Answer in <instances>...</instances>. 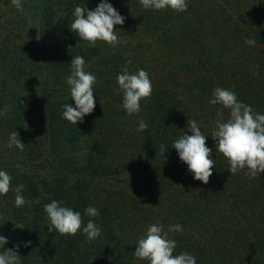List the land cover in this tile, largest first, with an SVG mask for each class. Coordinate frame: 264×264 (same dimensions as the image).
<instances>
[{
	"label": "trees",
	"instance_id": "16d2710c",
	"mask_svg": "<svg viewBox=\"0 0 264 264\" xmlns=\"http://www.w3.org/2000/svg\"><path fill=\"white\" fill-rule=\"evenodd\" d=\"M101 0H0V170L11 177L0 196V235L20 264H149L134 256L151 224L169 232L174 255L196 264H264V173L231 174L211 137L222 105L215 88L264 114V0H187V10L145 9L139 0H108L125 18L116 47L89 46L70 30L76 6ZM255 41L254 45L245 43ZM75 56L96 76V106L82 123L63 118L72 103L66 78ZM131 61V63H129ZM145 70L152 95L128 115L116 77ZM148 125L137 131L139 121ZM195 120L215 167L208 184L195 180L173 146ZM16 131L25 144L8 147ZM166 150L165 156L161 148ZM26 203L15 206L16 187ZM52 200L93 220L101 235L89 241L48 232L44 205ZM89 206L100 215L85 214ZM31 242L28 246L25 243ZM19 245L17 248L16 246Z\"/></svg>",
	"mask_w": 264,
	"mask_h": 264
},
{
	"label": "clouds",
	"instance_id": "9594fccd",
	"mask_svg": "<svg viewBox=\"0 0 264 264\" xmlns=\"http://www.w3.org/2000/svg\"><path fill=\"white\" fill-rule=\"evenodd\" d=\"M145 9L162 10L170 8L174 12L187 10V0H139ZM11 5L18 10H23L22 0H11ZM74 20L70 24V30L75 33L79 40L86 41L89 46H95L98 41L112 47L120 44L116 34V25H122L125 18L113 7L108 0H101L94 10H88L83 6L74 9ZM245 43L254 45L255 41L246 39ZM131 63V61H129ZM85 60L82 56H75L71 61V75L66 78L69 86L72 103H66L63 107L62 116L68 122L77 125L82 123L84 117L91 114L96 106V97L93 85L96 76L84 70ZM120 90L123 92L122 107L128 115L140 111V101L148 99L152 95V83L148 73L140 69L135 74H129L127 67L116 77ZM211 105H222L217 110V116L223 117V109L229 110V118L226 121L218 119L211 137L216 141V151L227 159L231 174L247 169L245 173L250 178H256L264 173V114L254 111L245 103L238 102L235 93L228 89L217 87L212 93ZM0 112V115H4ZM148 125L145 121H139L137 131H145ZM188 130L191 135L184 133L173 143L180 161L187 165L189 173L195 180L208 184L215 167L211 158L212 149L206 145V136L202 134L195 120H188ZM13 145L20 151L24 150L25 144L18 138L16 131L10 134L8 147ZM166 150L162 147L161 154L165 156ZM12 177L0 170V196L6 195L11 186ZM24 185H18L15 189V206L21 207L26 201L21 192ZM62 202L52 200L46 203L44 212L50 223L48 232L54 230L60 235H75L82 229L89 241H94L101 235V228L93 220H89L83 226L81 213L73 209L61 206ZM85 214L90 217H98L99 210L89 206ZM180 225H170L165 231L163 225L151 224L145 235L138 239L134 256L140 260H147L149 264H196V259L188 253L174 255L177 243L169 239V232L182 231ZM7 243L6 237L0 235V248ZM31 242L25 243L28 246ZM17 248L19 245L16 246ZM0 264H20V255L13 249L0 252Z\"/></svg>",
	"mask_w": 264,
	"mask_h": 264
},
{
	"label": "rangeland",
	"instance_id": "374dc122",
	"mask_svg": "<svg viewBox=\"0 0 264 264\" xmlns=\"http://www.w3.org/2000/svg\"><path fill=\"white\" fill-rule=\"evenodd\" d=\"M216 1H217V0H216ZM218 1L222 3V1H224V0H218Z\"/></svg>",
	"mask_w": 264,
	"mask_h": 264
}]
</instances>
